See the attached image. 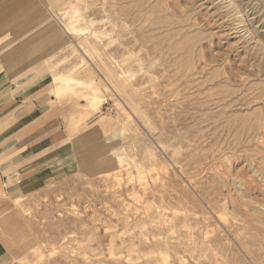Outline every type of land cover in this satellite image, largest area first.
I'll return each instance as SVG.
<instances>
[{
	"label": "rangeland",
	"instance_id": "rangeland-1",
	"mask_svg": "<svg viewBox=\"0 0 264 264\" xmlns=\"http://www.w3.org/2000/svg\"><path fill=\"white\" fill-rule=\"evenodd\" d=\"M226 1L0 0L21 263L264 264V0Z\"/></svg>",
	"mask_w": 264,
	"mask_h": 264
},
{
	"label": "crops",
	"instance_id": "crops-1",
	"mask_svg": "<svg viewBox=\"0 0 264 264\" xmlns=\"http://www.w3.org/2000/svg\"><path fill=\"white\" fill-rule=\"evenodd\" d=\"M38 85V79L27 75L18 76L11 80L0 78V114L13 109V118L21 115L25 109L36 107V103L41 96L36 91ZM1 161L6 163L4 157ZM20 257V251H15L12 246L0 240V264H24L20 262Z\"/></svg>",
	"mask_w": 264,
	"mask_h": 264
},
{
	"label": "bare ground",
	"instance_id": "bare-ground-1",
	"mask_svg": "<svg viewBox=\"0 0 264 264\" xmlns=\"http://www.w3.org/2000/svg\"><path fill=\"white\" fill-rule=\"evenodd\" d=\"M224 1H225V0H224ZM226 2H228V0H227ZM242 16H244V15H243V14H242V15L240 14V18H242Z\"/></svg>",
	"mask_w": 264,
	"mask_h": 264
}]
</instances>
